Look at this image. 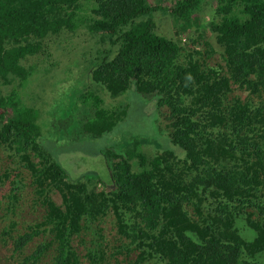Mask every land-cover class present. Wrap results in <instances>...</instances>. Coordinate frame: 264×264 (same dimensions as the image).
<instances>
[{"label":"trees","instance_id":"trees-1","mask_svg":"<svg viewBox=\"0 0 264 264\" xmlns=\"http://www.w3.org/2000/svg\"><path fill=\"white\" fill-rule=\"evenodd\" d=\"M205 1L0 0V145L13 147L8 157L28 170L45 209L31 232L11 237L23 249L48 233L23 264H81L75 238L82 243L111 210L119 239L138 250L126 264H264V0H211L213 16ZM159 10L173 33L161 32ZM86 40L91 55L64 105L54 107L61 93L45 112L23 100L18 88H28L40 60ZM146 103L156 109L141 130ZM59 110L63 128L52 125ZM58 134L106 135L99 159L112 182L92 166L68 173L41 142ZM145 137L160 143L158 153L142 148ZM98 235L89 264L106 262Z\"/></svg>","mask_w":264,"mask_h":264},{"label":"rangeland","instance_id":"rangeland-1","mask_svg":"<svg viewBox=\"0 0 264 264\" xmlns=\"http://www.w3.org/2000/svg\"><path fill=\"white\" fill-rule=\"evenodd\" d=\"M215 4L216 1L211 0L205 1L203 4L205 6V11L211 13L210 16L214 15ZM157 16L160 20L159 24L161 32L173 33L174 26L172 22L167 19L168 17L160 10L157 11ZM205 17L206 16L200 18V21H207V18ZM184 39L186 41L185 44H188V47H194L189 39ZM92 45H94L93 42L86 40L77 44H61L56 51L51 49V51H54L53 55H50L37 63V67L34 69V72L27 83L29 85L28 88H24V86L18 88V92L23 100L28 104L37 103L39 107L44 108L43 112H45L47 107L53 104V101L50 100V96L52 94H57L59 96L61 93L60 98L54 102V107L64 105L72 94L71 90L73 87L71 90L68 88L70 85L69 82H76V76H80V67L86 63V59L91 55L88 54V51H92ZM216 49L217 51L210 57L213 65L222 60L220 53L221 48L218 46ZM58 52H60V54H58ZM83 54H87V57ZM80 81L81 78H78L77 82ZM27 89L32 90L33 93L38 96L36 97V100L30 98ZM62 90L63 92H61ZM234 92L241 93L242 95L246 94L238 89H235ZM42 98H45L46 100H43ZM125 102L128 103V100ZM135 105L138 106V103L136 102ZM146 105L148 106L147 108L144 106V113L146 114H143V116L139 117L137 120L135 119V127L141 130L142 128L151 129L153 124V119L148 112H152L156 108L150 103H146ZM162 110H165V107H162ZM67 123L68 120L64 118L63 113H60L59 110V116L56 121L54 120L52 122V125L58 128H63ZM125 133L130 132L125 131ZM141 141L142 148L149 151V153L156 154L159 152L158 149L160 143H158L156 139L145 137ZM41 142L51 153L52 157L71 175L78 176L81 172L93 167L105 175V181L108 183L112 182L109 176L105 173V164L99 159H104V157L100 155L101 149L104 150L109 148V140L106 135L81 138L80 136H74V134L70 136H61L58 134L57 138L47 136L44 140L42 138ZM114 149L117 150L116 146L112 148V150ZM13 150V147H9L6 144L0 145V264H23L22 261L24 254L29 253V251L35 248L37 243L45 240V236L48 235V233L41 232L39 235L37 234L33 236V239L30 240L23 249H17L14 245L11 236L16 238L20 234L31 232L30 226L43 219L45 209L44 205L38 200L39 191L41 190H37V188L31 184L28 170L14 168L18 164V159L16 157H8ZM88 158L91 159L93 165L85 163V161H88ZM36 160L40 159L36 158ZM6 172H11V175L9 177L6 176ZM94 184H97L98 189H108L107 185H103L99 182H94ZM50 194L56 203H62V197L58 190H52ZM111 212H113L111 215L109 213L107 216H103L105 218H103V222H101L99 226H94L83 234L85 238L82 239V243L80 242V238H75L74 243L82 254L81 264H89L85 254L87 253L88 248L94 245L91 243V238L95 232L101 235V237L98 235V243L96 244H99L97 245L98 248L101 245V248L103 249L106 256L105 264H116L119 260L126 264L131 263V259L136 258L138 250L135 249V244L127 245L129 240L119 239V235L116 231V227H118L117 219L114 211L111 210ZM124 216L127 220L129 219L128 215L124 214ZM240 225L242 228L243 225ZM49 257L50 255H47L43 260L48 261L47 259H49ZM261 259L264 263V256ZM156 261L157 260L155 259L154 262ZM43 263L44 261L40 264Z\"/></svg>","mask_w":264,"mask_h":264}]
</instances>
